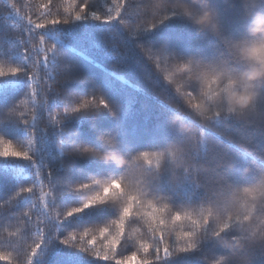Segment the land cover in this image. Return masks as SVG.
I'll return each instance as SVG.
<instances>
[{
  "label": "trees",
  "instance_id": "obj_1",
  "mask_svg": "<svg viewBox=\"0 0 264 264\" xmlns=\"http://www.w3.org/2000/svg\"><path fill=\"white\" fill-rule=\"evenodd\" d=\"M84 3L89 18L75 21ZM122 3L119 17L113 0H0V70L21 69L0 76V137L32 157H0V264H115L133 252L150 264H264V86L248 109L228 113L213 99L215 78L201 67L227 57L223 39L244 36L248 11L264 12V0H209L219 35L178 14V0ZM91 12L113 20H93ZM52 17L71 22L34 27ZM97 99L108 107L97 108ZM66 105L81 111L61 119ZM77 145L99 155H69ZM107 153L127 163L103 159ZM112 179L163 209L157 215L166 220V243L184 246L179 234L194 231L197 248L167 258L161 252L155 261L147 201L109 261L60 243L118 218L119 203L109 201L53 219L87 201L91 192L80 185ZM28 187L33 192L22 191ZM245 188L259 190L253 196ZM176 212L182 219L173 222ZM185 213L212 222L197 227ZM229 216L223 238L235 257L212 235ZM38 227L45 243L33 257Z\"/></svg>",
  "mask_w": 264,
  "mask_h": 264
},
{
  "label": "snow or ice",
  "instance_id": "obj_2",
  "mask_svg": "<svg viewBox=\"0 0 264 264\" xmlns=\"http://www.w3.org/2000/svg\"><path fill=\"white\" fill-rule=\"evenodd\" d=\"M114 4H117L115 9L116 15L121 16V8H124L125 5L122 3H118V0H113ZM88 3H84L80 6V11L74 16L75 21H80L89 18V13L87 12ZM189 14L190 13H186ZM47 16H52L49 11ZM91 19L93 20H103L104 22H110L113 20L111 15L101 16L97 12L90 13ZM167 19V17L165 18ZM122 20L121 22H123ZM71 20L67 18H56L52 17L50 19H45L43 22L35 23L34 27L37 29H44L49 25H58V24H68ZM31 23V21H30ZM156 23H153L152 27H155ZM43 39V37H41ZM27 51V49H25ZM21 71V69L14 67L11 68L8 72L0 70V76L5 75H15L17 72ZM30 75V73H29ZM77 103L79 100L77 99ZM88 102H85L83 107H87ZM96 107H108L103 99H97ZM197 108L200 106L197 105ZM66 111L59 114L60 118L63 119L65 114H73L76 112H80L81 108L71 107L70 105L65 106ZM207 110H205L206 112ZM216 117L220 116V113L217 112L214 114ZM81 154V155H99L93 151V149L83 146H75L70 152L69 155ZM148 154H144V157L147 158ZM0 157L4 158H15V159H23V160H31L32 157L29 155L28 151L22 150L21 148H17L13 145L12 141L5 140L0 137ZM103 159H111L118 160L119 157L115 153H107L103 156ZM150 163V161H149ZM39 176V172L37 173ZM95 186H98L96 188ZM80 190L90 191L91 195L88 197L87 201L82 205V207H74L67 211L61 216L58 212L55 218L53 219H63L68 216H72L75 213H79L83 211V209L104 204L109 201H116L119 203L120 214L117 219L111 221V223L96 228H88L80 232H72L69 233L68 236L62 240L60 243L68 245L70 247L78 248L81 252H86L96 259H102L104 261H109L117 254V246L121 245L122 241L126 245L127 240H124L125 233V225L126 223L135 222L136 216L135 213L137 210L145 205L147 201V211L144 213L146 217H148L149 222V230L152 233V238L154 240V245L152 246V256L153 259L159 262L163 258L177 256L182 253H189L193 249L197 248V241L194 239L196 233L194 231H185L181 232L178 236V239H183L185 241L184 246H179L177 244L175 247L165 242V226L166 220L163 216H158L157 212H162L163 209L158 207V204H154L151 200L147 199L141 190L133 191L129 185L123 184L122 179H112L109 181H101V180H93L91 184H82L79 186ZM95 189V190H93ZM259 189L257 188H245L244 192L249 195H255V193ZM23 192L31 193L33 192V188L28 187L22 189ZM166 207V206H165ZM170 219L173 222L180 221L182 219L181 213L176 212L175 216H170ZM183 219L191 220L192 224L197 227L208 226L210 222L209 217H204L202 221L193 220L192 217L185 213ZM47 217L45 218L44 223H46ZM47 225V223H46ZM48 227V225H47ZM232 227V217L229 216L225 219L219 226L218 229L215 228L212 235L217 238H221L222 243L229 249H232V255L237 256V250L232 247V244L228 243V240L223 238V234L228 231ZM99 234L100 243L102 247H97V235ZM91 234V238L85 239L89 237ZM36 235L40 237L38 242L35 243V246L31 249V255L34 257L37 253V250L41 247L42 244L45 243V234L38 227ZM170 239V237H169ZM233 240L236 237H232ZM79 240V243H78ZM106 241V243H104ZM264 241V240H261ZM247 244H244L246 247ZM141 248L144 253H149L150 246L147 244H141ZM111 252V256L109 255ZM161 252L163 253V258L161 257ZM115 264H150L149 259H137L136 253L133 252L132 255L124 258L116 260ZM219 264V262H217ZM241 264H247V261H241Z\"/></svg>",
  "mask_w": 264,
  "mask_h": 264
},
{
  "label": "clouds",
  "instance_id": "obj_3",
  "mask_svg": "<svg viewBox=\"0 0 264 264\" xmlns=\"http://www.w3.org/2000/svg\"><path fill=\"white\" fill-rule=\"evenodd\" d=\"M178 4L182 8L178 14L189 19L201 31L219 35L218 12L210 6L209 0H178ZM247 15L246 34L239 39H223L227 57L217 63L201 65L215 78L213 82L218 91L213 99L217 103L222 102L228 113L248 109L264 86V12L249 10ZM234 65H243V69L238 70ZM243 83L251 87L241 90L239 86ZM118 157L114 161L120 165L127 163L123 157Z\"/></svg>",
  "mask_w": 264,
  "mask_h": 264
},
{
  "label": "bare ground",
  "instance_id": "obj_4",
  "mask_svg": "<svg viewBox=\"0 0 264 264\" xmlns=\"http://www.w3.org/2000/svg\"><path fill=\"white\" fill-rule=\"evenodd\" d=\"M222 216V215H221Z\"/></svg>",
  "mask_w": 264,
  "mask_h": 264
}]
</instances>
